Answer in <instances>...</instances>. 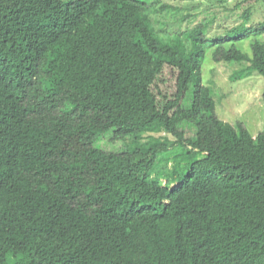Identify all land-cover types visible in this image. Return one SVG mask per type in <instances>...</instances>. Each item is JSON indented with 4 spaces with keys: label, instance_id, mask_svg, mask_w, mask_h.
Returning <instances> with one entry per match:
<instances>
[{
    "label": "trees",
    "instance_id": "16d2710c",
    "mask_svg": "<svg viewBox=\"0 0 264 264\" xmlns=\"http://www.w3.org/2000/svg\"><path fill=\"white\" fill-rule=\"evenodd\" d=\"M152 4L0 0V264H264V129L219 118L201 73L211 48L243 64L233 78H264V42H229L264 21L248 23V7L213 39L212 17L162 36ZM166 66L172 93L157 82ZM184 109L189 129L173 119ZM158 128L169 137L119 152L66 145ZM176 144L198 156L159 176L157 155Z\"/></svg>",
    "mask_w": 264,
    "mask_h": 264
},
{
    "label": "rangeland",
    "instance_id": "374dc122",
    "mask_svg": "<svg viewBox=\"0 0 264 264\" xmlns=\"http://www.w3.org/2000/svg\"><path fill=\"white\" fill-rule=\"evenodd\" d=\"M147 1L153 3L148 7V12L153 26L162 36L175 33L182 34L183 31L193 27L199 21L212 17L214 18L213 23L206 34L209 39H213L226 29L241 23L243 21L241 14L248 7H250L248 23L256 24L264 21V0H159L157 3H155L157 0ZM162 4L171 7L160 8ZM253 40L264 42V33L251 34L247 38L232 39L229 42H235L242 50L250 53L249 43ZM181 42L182 52L184 56H187L192 48L191 41L183 37ZM211 51V48L206 51L201 73L203 84L211 88L212 96L216 102L217 115L231 124L241 121L252 135L257 134L264 129L263 76L252 71L248 75L233 78V72L241 68L243 64L214 61ZM157 82L160 90L172 93L175 84L172 69L166 66ZM193 89H195L194 85L189 87L187 91L189 96ZM189 96L188 98L184 96L180 101L184 108L188 103ZM173 119L178 121L179 127L189 129L191 123L190 113L187 109L182 110L180 114H175ZM167 136L169 137L163 129L158 128L152 132L143 133L137 138H115L113 129H109L92 143H87L82 138H70L66 141V145L68 143L72 145L70 147L75 149L91 145L96 148L119 152L135 144L142 145L146 142L145 139L152 141L164 139ZM203 139L215 140L222 146L227 144L223 137ZM197 156L195 151L186 153V148L180 144L170 146L157 155L154 172H158L159 176L164 175L166 170L176 165L178 172L183 173L186 171V165Z\"/></svg>",
    "mask_w": 264,
    "mask_h": 264
}]
</instances>
